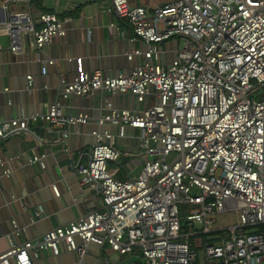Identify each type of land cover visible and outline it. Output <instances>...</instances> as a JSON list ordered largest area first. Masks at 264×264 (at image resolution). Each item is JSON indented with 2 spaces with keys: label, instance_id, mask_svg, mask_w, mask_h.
<instances>
[{
  "label": "built area",
  "instance_id": "2783aa9c",
  "mask_svg": "<svg viewBox=\"0 0 264 264\" xmlns=\"http://www.w3.org/2000/svg\"><path fill=\"white\" fill-rule=\"evenodd\" d=\"M30 1L0 0V39L7 37L14 53L21 52L22 34L40 51L66 32L69 18L39 12L36 24L29 10L11 8ZM109 3L116 18L130 24L131 39L145 47L127 59L140 54L142 62L128 73L96 69L70 81L61 77L59 96L130 91L141 103L156 95L159 102L142 110L108 100L97 118L99 125L117 126L120 137L126 127L139 130L141 170L133 178L114 177L107 165L121 153L113 135L93 130L88 159L74 169L81 185L99 193V207L20 245L10 242L0 264H33L37 249L58 254L60 243L77 254L74 264H89L84 257L91 243L121 255L138 247L143 264H264V0H174L152 10L129 0ZM171 39L182 45L165 62L160 44ZM41 62L45 74L54 60ZM26 80L30 92L32 76ZM39 119L65 141L66 125L89 118L64 115L55 100L43 114L0 121V137L25 132ZM36 162L43 165L42 157L30 159ZM228 210L238 212V225L206 240L202 234L214 232L207 216ZM35 214L42 216L41 210ZM194 219H203L202 232L194 230Z\"/></svg>",
  "mask_w": 264,
  "mask_h": 264
},
{
  "label": "crops",
  "instance_id": "0c3cea01",
  "mask_svg": "<svg viewBox=\"0 0 264 264\" xmlns=\"http://www.w3.org/2000/svg\"><path fill=\"white\" fill-rule=\"evenodd\" d=\"M174 0H129L130 6L141 5L152 10ZM12 9L29 10L36 24L39 12L54 13L59 19L69 18L64 23L66 32L55 36L40 51L34 49L29 35L22 34L19 43L21 52L9 50V39H0V121L43 114L50 104L58 100L64 115H88L84 124L66 125L68 137L63 141L57 129H51L44 120L28 122V130L0 137V254L10 242L17 245L41 236L46 231L65 225L100 205L99 193L89 186L81 185L75 172L76 164H84L95 142L93 130H107L113 135V146L121 155L117 162H109L114 177L124 180L136 177L144 157L139 151V130L126 127L123 137L118 136V127L110 123L99 125L97 118L106 101L116 108L142 110L159 102L153 93L143 102H138L130 92L110 94L96 90L93 94L78 96L70 94L60 98L59 79L72 80L80 71L100 69L105 74L128 73L139 65L143 57L127 54L145 50L141 41L131 39V27L127 20L116 18L109 0H31L29 5L17 3ZM0 20H4L0 10ZM177 41L171 39L160 44L163 59L170 62L175 57ZM47 72L41 73L42 62ZM32 76V88L26 89V76ZM34 156L42 157L30 163ZM9 170L8 176L4 170ZM36 210H41L37 217ZM19 234L15 233L13 223ZM60 252L50 249L36 250L33 264H74L78 256L67 251L64 243ZM84 261L89 264H143L133 253L118 254L108 246L91 243Z\"/></svg>",
  "mask_w": 264,
  "mask_h": 264
},
{
  "label": "rangeland",
  "instance_id": "374dc122",
  "mask_svg": "<svg viewBox=\"0 0 264 264\" xmlns=\"http://www.w3.org/2000/svg\"><path fill=\"white\" fill-rule=\"evenodd\" d=\"M181 45H182L181 41H177L176 47L179 48L181 47ZM107 167H108V170L111 172V170L109 169V164L107 165ZM238 221H239L238 212L235 210L214 212L213 214H210L209 216H207L208 227L211 231H214V232H211L209 234H202V236L206 240H210L209 238L210 236L221 234V231H219L220 229H224L232 225H238ZM191 223L193 224L194 230L197 233L202 232V229L204 227L203 219L201 220L194 219L193 221H191ZM246 230L247 232L253 231L252 229H246ZM133 252L135 255L139 256L140 259H142L141 251L138 247H134Z\"/></svg>",
  "mask_w": 264,
  "mask_h": 264
}]
</instances>
